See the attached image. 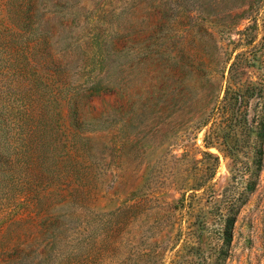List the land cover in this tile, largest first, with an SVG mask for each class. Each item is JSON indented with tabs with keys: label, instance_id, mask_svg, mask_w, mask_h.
<instances>
[{
	"label": "rangeland",
	"instance_id": "rangeland-1",
	"mask_svg": "<svg viewBox=\"0 0 264 264\" xmlns=\"http://www.w3.org/2000/svg\"><path fill=\"white\" fill-rule=\"evenodd\" d=\"M263 38L264 0H0V264H264V122L204 141Z\"/></svg>",
	"mask_w": 264,
	"mask_h": 264
},
{
	"label": "trees",
	"instance_id": "trees-1",
	"mask_svg": "<svg viewBox=\"0 0 264 264\" xmlns=\"http://www.w3.org/2000/svg\"><path fill=\"white\" fill-rule=\"evenodd\" d=\"M261 47L264 49V38L260 48ZM247 60L249 64H252L250 59L247 58ZM259 62L260 68L264 70V59H260ZM236 67V63H233L230 66L229 71L235 70ZM252 98L257 99L256 114L253 117L252 122H248L244 115L248 111L250 103L249 100ZM260 121L264 122V79L255 85L246 84L243 86L235 83L234 81H230L225 89V96L220 105L216 107L213 117L214 126L216 128L212 129L209 134H206L204 141L207 144L220 143L228 154L234 155L235 149L231 144L232 142L229 141L228 136H222L220 128H224L225 126L234 127L233 129L242 127V130H244L247 134L254 132L256 129L255 126L258 122L260 123ZM254 150H256L254 158L257 160V163L261 164L264 159V155L260 153L259 149L255 148ZM224 222L225 226L221 227L220 236L223 239H230L234 233L236 218H231L228 215Z\"/></svg>",
	"mask_w": 264,
	"mask_h": 264
}]
</instances>
